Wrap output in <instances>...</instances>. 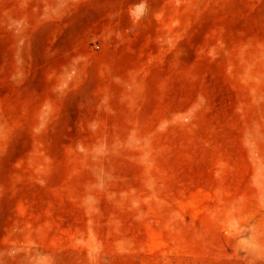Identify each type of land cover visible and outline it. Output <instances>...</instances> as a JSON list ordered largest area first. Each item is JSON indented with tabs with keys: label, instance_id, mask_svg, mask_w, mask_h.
<instances>
[{
	"label": "rangeland",
	"instance_id": "374dc122",
	"mask_svg": "<svg viewBox=\"0 0 264 264\" xmlns=\"http://www.w3.org/2000/svg\"><path fill=\"white\" fill-rule=\"evenodd\" d=\"M0 264H264V0H0Z\"/></svg>",
	"mask_w": 264,
	"mask_h": 264
},
{
	"label": "clouds",
	"instance_id": "9594fccd",
	"mask_svg": "<svg viewBox=\"0 0 264 264\" xmlns=\"http://www.w3.org/2000/svg\"><path fill=\"white\" fill-rule=\"evenodd\" d=\"M145 9V5L143 3L137 5L133 9V15H136L139 12H142Z\"/></svg>",
	"mask_w": 264,
	"mask_h": 264
}]
</instances>
